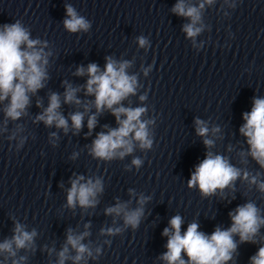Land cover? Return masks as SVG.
Masks as SVG:
<instances>
[{
	"label": "clouds",
	"instance_id": "9594fccd",
	"mask_svg": "<svg viewBox=\"0 0 264 264\" xmlns=\"http://www.w3.org/2000/svg\"><path fill=\"white\" fill-rule=\"evenodd\" d=\"M214 2L215 0H202L198 6H194L187 4L185 0H177L171 11L177 16L190 20L183 26V31L188 38L195 41V38L203 31L202 10L206 4L212 5ZM65 9L66 18L63 24L68 32L78 33L89 30L90 22L79 15L72 5L66 4ZM138 44L140 47H146L148 40L143 36L138 37ZM22 45L25 47L22 48ZM46 47L47 42L30 39L29 30L19 21L0 26V102L8 100L7 106L3 109L5 122L8 119L16 121L25 115L30 104V94L35 95L38 90L45 87V81L48 79V57L51 55L50 52L44 51ZM129 66V61L121 62L106 57L103 71L96 63H89L87 68L81 66L76 70L75 75L88 76L84 86L85 94L94 96L95 99L92 102L83 103L84 112L77 111L70 114L74 134H78L82 129L84 116L90 106H94L96 112L88 116L89 134L96 127L97 114L106 109L111 111L119 125L117 128H109L107 132L97 134L90 148V154L94 158L106 161L115 158L122 159L133 152L134 141L138 142L142 149L152 146L148 125L153 121L141 120L146 108H130L121 104V101L136 92L137 79L126 72ZM147 71L145 69V74ZM64 84L63 102L81 105L82 101L77 97L80 88L73 87L67 81ZM140 99L144 100L145 97L141 96ZM37 106H40L39 101ZM60 107V95L51 93L47 108L36 116V121L43 122L47 127L54 125L67 133L69 131L68 118H65L59 111ZM243 119L245 123L239 131L246 137L250 146L247 155H250L261 168H264V98H254L251 111L245 112ZM195 123L197 135L207 137L210 131L207 124L200 119H197ZM219 131L218 127L211 129L213 135ZM51 138L55 143L56 133H51ZM203 143L209 149L214 146V141L209 138H205ZM132 164L139 168L142 161L136 158L132 160ZM238 178H242L250 185H255L261 193H264V181L258 180L257 176H250L247 171L242 172L224 156L208 151L205 158L195 166V171L188 180V187L198 188L201 195L207 197L216 194L217 190L223 192L226 188L234 187V181ZM82 181H85L84 176L71 180V187L67 190L69 208H75L77 205L84 209L94 207L97 203V195L103 191L102 181L99 178L95 181L91 178L86 182L82 183ZM148 199V197L141 196L139 199L141 207L134 210H128L126 204L117 203L105 211L108 215L120 216L122 214L124 224L136 228L143 216L142 206ZM229 216L232 220L231 227L227 229L216 227L211 235L199 231V225L195 222L189 224L187 230L181 234L183 219L180 215L173 216L169 221L170 227H166L162 233L168 237V240L167 251L160 259L166 264H226L233 259V254L237 249L234 236H239L240 243H257L256 237L260 234V229L264 227V215L254 202L236 207L234 212L229 213ZM88 227L89 225H85L86 229ZM119 231L118 228H109L106 234L113 235ZM102 234H105L103 229ZM36 235L35 229L29 232L25 230L24 225L16 223L12 239L0 243V253L7 252L14 257L16 250L31 248ZM88 235L87 231L75 234L69 229L66 243L58 253V264H65V260L69 258V246L76 252V255L72 257L74 264H79L85 255L91 257V249L82 243ZM13 245H15V250ZM96 252L99 253L100 249L97 248ZM182 253L188 257L187 261L182 258ZM20 259L24 260L25 257ZM13 264H18V262L13 261ZM250 264H264V246L259 247L256 254L250 258Z\"/></svg>",
	"mask_w": 264,
	"mask_h": 264
}]
</instances>
